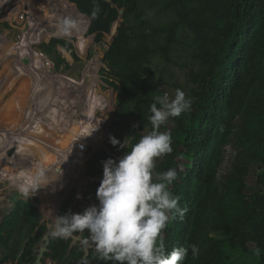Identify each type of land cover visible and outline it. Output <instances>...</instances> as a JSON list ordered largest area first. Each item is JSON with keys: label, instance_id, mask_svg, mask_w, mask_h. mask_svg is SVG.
I'll return each instance as SVG.
<instances>
[{"label": "trees", "instance_id": "obj_1", "mask_svg": "<svg viewBox=\"0 0 264 264\" xmlns=\"http://www.w3.org/2000/svg\"><path fill=\"white\" fill-rule=\"evenodd\" d=\"M48 1L61 17L81 21L72 34L81 53L88 27L89 35L108 44L118 23L102 57L104 82L117 96L115 118L108 128V149L92 155L85 174L102 177L103 161L118 160L153 130L149 109L157 96L184 91L191 108L161 125L160 131L172 133L173 150L154 162V173L177 170L169 190L181 197L178 206L187 209L182 219L177 213L163 230L165 252L187 247L183 264H264V0H96V16L93 0ZM74 1L83 14L76 12ZM9 28L8 21L0 22V31ZM32 31L19 38L33 45L46 33L37 26ZM58 44L73 50L71 41L56 37L41 47L60 71L69 63L58 53ZM97 83L85 107L89 116L99 108L91 103L102 107L107 101L97 93ZM83 119L81 133L89 127ZM110 135L122 143L126 138L127 147L113 146ZM68 153L69 164L77 158L72 149ZM99 185H86L85 202L76 206L74 188L59 214L80 213L98 204ZM20 194L10 196L13 204L0 223V264H35L43 236L53 227L41 217L40 198ZM79 233L93 245L86 262L80 242L56 237L43 262L49 258L53 264H113L100 258L87 230L74 234ZM193 244L199 247L196 258ZM256 248L261 249L259 257Z\"/></svg>", "mask_w": 264, "mask_h": 264}, {"label": "rangeland", "instance_id": "obj_2", "mask_svg": "<svg viewBox=\"0 0 264 264\" xmlns=\"http://www.w3.org/2000/svg\"><path fill=\"white\" fill-rule=\"evenodd\" d=\"M38 1L39 0H0V5H2L1 7L4 11V13H2V15L0 16V21H8L11 25V28L3 29L2 31H0V133L1 135H6V137L8 133H12L11 139L13 140V138H16L17 136H20L19 134H22V128H26L27 126H29V124L32 123L33 117L36 115V113L37 115L39 114L38 116H44L40 123H44L46 131L43 135L39 136L38 139L42 142L40 143L42 147L27 144H25V146L30 148L31 153H33L38 161H42L43 149H46L45 151L47 155L50 156L51 161L49 164H47L46 166L40 164L37 165V168H34L35 171H37L40 166L52 168L53 170L51 169L48 173H46V171L44 170L46 173V177H44V179H49V183H47L46 181L43 182L41 184L40 190L36 191V193L31 196L40 198L38 207L41 211L42 219H50V213L45 215L43 214V212L51 210L54 214L52 208L55 207L56 199L61 198L62 200H64L66 195L75 188L76 182L79 179L87 176L85 172L87 169V164L92 155L96 153L98 149L101 150L104 148V146H106L105 144L108 136L107 138L96 141V144L94 145L95 149L90 148L85 155V162L83 158L80 160L81 162H84L85 172L84 170L83 172H80L82 166H77L79 168H77V170H79L80 174L79 172H77L74 174L75 176L73 175L69 177L67 180L71 179L72 177L73 180L69 183V185L64 187L65 189L58 186V183L55 179L56 176L54 174L52 175V173L54 169H64L66 167V162L71 158V155L68 152L69 149H72L71 143L75 142L76 135L79 134V126H81L82 121L84 120L83 117L85 116V111L83 112L82 109L85 110L83 106L85 105L84 107H86L87 105V103H85V99H88V90L86 89L91 88V84L93 81L92 74L96 76L95 79L98 82L96 86L97 93L99 95L105 96L107 100L112 102V106L107 108L108 111H112L109 116V121H111L114 116L117 96L113 88L103 84L105 64L102 62V57L104 55L106 40L98 41L94 35H89L88 27L85 30L84 34L87 39V43L84 44L85 52L81 53L76 45L77 37H74L73 35H71L70 37H57L55 35L57 25L55 26V24H52L51 26H47L50 21V23H52L53 21L57 23L58 18L55 16L56 18L53 17V19H51L48 18V15H43V13L39 9ZM74 3L76 5V12L78 14H83L77 3L75 1ZM31 20L34 21L35 24H31ZM34 26L41 28L46 33L38 43L30 45L31 42H29L28 39H20L19 37L23 34L25 35L27 32H30L31 34L29 33L28 35L31 36L33 33V31L31 32V30ZM53 37L67 39L73 43V50H67L60 44L57 45L58 53H60L69 63L68 67L64 70L57 71L55 69L54 61L46 54V52H43V49L41 47L43 42L50 43ZM3 38L6 39L5 44H2L1 40ZM110 41L111 37L110 39H108V42ZM20 48L25 52V55H21V57L19 56L20 59H17L15 57L16 55L11 56V54H13L14 52L18 53V50ZM31 54L37 59L40 58V56H44L48 59L50 63L48 67L49 73H44L45 67H41L39 64H34V67V65L31 64L33 60L31 57H29ZM74 54L78 58H76ZM8 55L9 58H5L8 57ZM39 62H41L42 64L41 59ZM16 66L18 67L19 72L15 70ZM39 66L40 69H38ZM62 66L64 68L66 65L63 64ZM39 72L42 73L39 74ZM35 73H37V77H35ZM62 74H65L66 76L64 78L65 83L63 84L58 80L60 79L62 81L63 79L54 77L56 75ZM33 78L36 81L35 83ZM38 84H42V89H40V91L37 93L36 86ZM81 86H83V91L80 90ZM35 90L37 94L36 97L38 100H36L38 101V104H36V102L34 103V101L36 100L32 99V96L34 94H32V92H34ZM42 98H47L50 104L58 106V108L54 106L56 111H58L57 115L55 114V118H52L55 122L51 119H47L45 117L46 113H43L41 111L40 102ZM82 100L85 102H83ZM93 101L95 102L97 100L93 98ZM58 104H63V106L61 107L62 109L66 110L59 109L60 105ZM90 106L101 108L97 102L94 104L91 103ZM29 112H31V115L29 114ZM75 114L77 117L75 116ZM101 115H104V113L99 112L98 116L100 118H102ZM78 118H80V121ZM31 127L32 132L36 134L35 132L37 130V127H34L32 124ZM73 128L77 129V134L72 133L71 129ZM69 137L71 139H69ZM15 145L16 148L8 146L7 149H4L5 147H0V154L3 153L4 155L10 157V160L7 161L8 164H6V167L3 169L4 171H8V168L12 165H15L16 167V162L19 161V159L20 167L29 165L25 164L26 161L29 162L27 160L28 158L23 157L25 152H19L18 145ZM58 150L62 152H60L59 154L57 152ZM36 173L37 172L29 173L25 177L21 178L18 177L16 181H34ZM253 179L254 178L252 177L249 182L251 190H254L255 188V181ZM13 180L8 177L0 176V223L4 215L11 209V206L13 204L10 196L16 193L20 194L18 185L17 183H13ZM62 190H64L65 193H63ZM20 195L22 196V194ZM59 206L61 205H58V207ZM243 260L248 262L249 259ZM43 264H50V259H45Z\"/></svg>", "mask_w": 264, "mask_h": 264}, {"label": "clouds", "instance_id": "obj_3", "mask_svg": "<svg viewBox=\"0 0 264 264\" xmlns=\"http://www.w3.org/2000/svg\"><path fill=\"white\" fill-rule=\"evenodd\" d=\"M96 16L100 9L93 0ZM80 21L72 16L61 17L57 24V37H70L77 32ZM192 101L184 91L177 89L174 97L167 93L155 98L150 105L149 120L152 131L142 136L128 151L114 160L102 162L103 176L96 191L98 204L86 207L80 213L70 210L63 215L50 213L53 227L50 234L56 238H68L75 232L87 230L91 242L100 258L113 264H183L188 248L174 247L165 252L163 230L178 213L181 219L187 209L180 208V196L173 195L169 186L177 179V170L170 168L154 173L155 159L172 152V133L160 131L161 125L170 117H178L191 108ZM135 127V125H133ZM94 131V130H93ZM91 135V134H90ZM113 146L127 147L116 137H109ZM83 147V146H81ZM45 177L43 168L35 174L28 186L19 185L18 190L25 199L41 188ZM193 258L199 254L198 245H191ZM254 254L259 257L261 249Z\"/></svg>", "mask_w": 264, "mask_h": 264}, {"label": "bare ground", "instance_id": "obj_4", "mask_svg": "<svg viewBox=\"0 0 264 264\" xmlns=\"http://www.w3.org/2000/svg\"><path fill=\"white\" fill-rule=\"evenodd\" d=\"M38 5H39V9H40V11L43 13V15H48L49 17L48 18H51V19H53V17H57L58 19V21H59V19L61 18V16L57 13V11L54 9V8H52L51 6H50V2L48 1V0H39L38 1ZM40 16V15H39ZM55 17V18H56ZM48 20H50V19H48ZM45 21V20H44ZM58 21H57V23H55L54 21L52 22V23H48L47 24V26L48 25H52V24H55V26L58 24ZM31 22V24H35V22L34 21H30ZM37 24V23H36ZM41 27V26H40ZM2 44H5V42H6V39L5 38H3L2 40ZM13 44V43H12ZM20 53L18 54V53H16V54H18V55H16L15 57L17 58V59H20V57H21V55H25V52L20 48L19 50H18ZM18 51H16V52H18ZM35 52V51H34ZM20 56V57H19ZM32 56V55H31ZM35 57V56H34ZM40 57H42V56H40ZM33 59V58H32ZM35 59H37L36 57H35ZM42 59H43V61H42V64H41V62H39L40 61V58H38L37 60H34V63L36 64V65H40L41 67H49V61H48V59L46 58V57H42ZM18 65V64H17ZM40 66L38 67V69H40ZM16 69H18V67L16 66ZM45 70V69H44ZM46 71V70H45ZM17 72H19V70L17 71ZM42 72H39V74H41ZM45 73V72H44ZM40 76H42V75H40ZM92 76H93V81H92V84H91V88L90 89H86V90H88V92H87V95H88V99L86 98L85 100H86V102H87V100H89L90 99V97H91V93H92V90H93V88L95 87V84H96V82H97V80L95 79V75L94 74H92ZM30 77V76H29ZM54 77H59V78H61V79H63L62 81L60 80V79H58L62 84L63 83H65L64 82V78L66 77L65 76V74H62V75H56V76H54ZM34 79V78H33ZM37 80V79H36ZM34 83H35V81H34ZM42 85V84H41ZM40 84H38L36 87V90H37V93L40 91V89H42V86H41ZM61 85V84H60ZM90 87V86H89ZM66 88V87H65ZM36 90L34 91V92H32V94H33V96H32V99L33 100H36L37 99V97H36ZM33 91V90H32ZM66 92H67V90H66ZM48 93V92H47ZM65 93V92H64ZM86 93V92H85ZM45 95V94H44ZM86 95V96H87ZM64 98V97H63ZM43 100H44V102L45 101H47V98H42ZM65 99V98H64ZM38 100V99H37ZM36 100V101H37ZM55 100V99H54ZM36 101H34V103L36 102ZM39 102H40V100H39ZM37 103H38V101H37ZM48 101L46 102V104H42L41 102H40V108H41V111L43 112V113H46L45 114V117L46 118H55V114L57 115V113H58V111H56V109L54 108V106H52V107H50L51 109H49L48 108ZM61 106H63V104H61ZM59 107V109H62V107ZM56 107L58 108V106L56 105ZM35 110V109H34ZM49 110H51L52 111V114L53 115H49V117L48 116H46V115H48L47 113H48V111ZM62 110H64V109H62ZM36 111H37V109H36ZM39 111V110H38ZM35 112V111H34ZM41 113V112H40ZM29 114L31 115V112H29ZM39 115V114H38ZM37 115V113H36V115H35V117L36 118H34L33 117V119H36V127H37V130H36V134H34V132H32V127H31V124H29V126H28V130H26L25 132H23L24 131V128H22V130L23 131H21V133L22 134H19L20 136H17L16 138H15V143L18 145V151L19 152H25L24 153V155H23V157H26V158H28L27 160L29 161V162H25V164H29V165H27V166H22V167H20V165H19V163H20V159H19V161H17L16 163H17V166L15 167V165H12L11 167H9L8 169V171H4L3 169L6 167V164H8L7 163V161H9L10 160V157H8V156H6V155H4L3 153H1L0 154V176L1 177H8V178H10V179H17L18 177H25L27 174H29V173H34V172H37L39 169H41V166H40V168L37 170V171H35V169L34 168H37V165H44V166H46L47 164H49L50 163V161H51V159H50V156H48L47 155V153H46V149H43L42 150V154H43V157H42V161H38L37 160V158L33 155V153H31V151H30V148L29 147H26L25 146V144H27V145H35V146H39V147H42L41 146V144L40 143H42L41 141H39L38 139H39V136H41V135H43L44 133H45V131H46V128H45V126H43V123H40L41 121H42V119L44 118V116H38ZM78 115V114H77ZM75 116H76V114H75ZM77 117V116H76ZM85 117L88 119V123H89V127H91V126H93V119H94V117L91 115V116H89L88 114H87V111L85 110ZM72 120V119H71ZM70 122V121H69ZM79 122V121H78ZM38 123V124H37ZM74 129H76V128H73V129H71V131H73ZM39 130V131H38ZM6 131V130H5ZM31 132H32V134H34L36 137H33V136H31V135H29V134H31ZM5 133V132H4ZM16 133V132H15ZM17 134V133H16ZM1 138L3 139V137H2V135H1V133H0V141H1ZM0 144H1V142H0ZM39 149H42V148H39ZM58 152V151H57ZM62 152V151H61ZM31 159V161H30V159ZM34 159H35V161H34ZM66 163H68V161L66 162ZM3 166V167H2ZM63 169V168H62ZM53 170V169H52ZM60 173H62L63 175H67L68 177H71V176H73L75 173H73V172H71V170L70 169H64V170H62ZM46 177V176H45ZM43 181V180H42ZM41 184H42V182L40 183V187H41ZM52 208V207H51ZM53 209V211H54V208H52Z\"/></svg>", "mask_w": 264, "mask_h": 264}, {"label": "built area", "instance_id": "obj_5", "mask_svg": "<svg viewBox=\"0 0 264 264\" xmlns=\"http://www.w3.org/2000/svg\"><path fill=\"white\" fill-rule=\"evenodd\" d=\"M2 5H0V7H1ZM4 13V12H3ZM97 91V90H96ZM81 95V94H80ZM79 96V95H78ZM82 97V96H81ZM81 97H79V98H81ZM83 101V100H82ZM86 101V100H85ZM85 101H83V102H85ZM88 102V101H87ZM87 102H85V103H87ZM85 106V105H84ZM83 106V108H85ZM112 106V102L111 101H109V100H107L106 101V104L105 105H103L101 108H98V110L97 111H95V113H94V119H93V126H91V127H86V128H84V133H81V132H79V134L78 135H76V138H75V142H73V148H72V150L75 152V155H74V157L75 158H79V156H80V154H81V157L79 158V164H80V160H81V158L83 157H85V155L87 154V152L89 151V149L91 148V149H95V144H96V141H99V140H101V139H103V138H107V136H108V128H107V126L109 125V123H110V121H109V116H110V113H112V111H108L107 110V108L108 107H111ZM82 111L84 112L85 110L84 109H82ZM99 112H102V113H104V115H101L102 116V118H100L99 116H98V113ZM107 113V114H106ZM79 117H80V115H79ZM79 119V121H80V118H78ZM81 120H82V117H81ZM84 124H86V123H83L82 122V127H83V125ZM82 130V129H81ZM94 130V131H93ZM91 134V135H90ZM81 146H83V147H81ZM98 150H100V149H98ZM60 152L61 151H59L58 150V153L60 154ZM77 159H74V161L78 164V162L76 161ZM41 168H43L45 171H46V173H48L52 168H49V167H41ZM79 169V168H78ZM62 170H64V169H60V170H57V169H54V171H53V173H52V175L54 174L55 176H56V181H57V174L58 173H60ZM83 170H84V172H85V168H84V165L82 166V168L80 169V172H83ZM78 172H79V170H78ZM80 172H79V174H80ZM46 173H45V175H46ZM75 176V175H74ZM73 180V177L71 178V179H69L68 180V182L65 184V185H63V186H60V184L58 183V181H57V183H58V186L59 187H62V188H64V187H66L67 185H69V183L71 182ZM47 183H49V179H47V180H45ZM44 181V182H45ZM43 183V182H42ZM65 189V188H64ZM62 192L63 193H65L64 192V190H62ZM70 193V192H69ZM68 196V194L66 195V197ZM65 197V198H66ZM0 256H1V253H0Z\"/></svg>", "mask_w": 264, "mask_h": 264}, {"label": "water", "instance_id": "obj_6", "mask_svg": "<svg viewBox=\"0 0 264 264\" xmlns=\"http://www.w3.org/2000/svg\"><path fill=\"white\" fill-rule=\"evenodd\" d=\"M3 8L0 7V16L2 15L3 13ZM117 28H118V23H115L114 26H113V30L111 32V41L106 44V47L108 48L111 43H112V40L114 39V36L116 35L117 33ZM104 85L107 86L106 83L103 82ZM114 116L112 118V120L110 121L109 125L107 126V128L110 127L112 121L114 120ZM103 149H107L106 146H104ZM102 180V177H97V176H85L84 178H81L79 179L77 182H76V185H75V188H76V198L74 200V205L76 206L77 202L78 201H81V202H85L83 196V188L88 185L89 183H93V182H98L100 181L101 182ZM69 194V193H68ZM62 199H56V204H55V207H54V215H60L59 214V209H60V206L58 207V205H61L62 203ZM49 221V224L50 225H53V222L51 221V219L48 220ZM51 238H53V236L50 234V230L47 231L45 233V235L43 236V239L40 243V248H39V253H38V256H37V260L35 262V264H43V258H44V255H45V252L48 251V245L50 243V240ZM68 238H71L73 239V242L72 244L76 243V242H80V244L84 247V250H85V254H84V257H83V260L84 262H86V258L88 257L89 253H90V249L93 247V245L91 243H88L85 241V239L82 237V234L79 233L78 235H75L74 233L68 237ZM50 264H53V261L50 260Z\"/></svg>", "mask_w": 264, "mask_h": 264}, {"label": "crops", "instance_id": "obj_7", "mask_svg": "<svg viewBox=\"0 0 264 264\" xmlns=\"http://www.w3.org/2000/svg\"><path fill=\"white\" fill-rule=\"evenodd\" d=\"M0 22H1V21H0ZM13 43H15V42H13ZM19 53H20V52H18V54H19ZM18 54H16V53L14 52L13 54H11V56L18 55ZM31 55H32V54H31ZM31 55H30L29 57H31V58H33V59L35 60V57H34V56H31ZM5 58H9V55H8V57H5ZM40 59H41V61H43L42 57H40ZM31 64H33V65L35 64V63L33 62V60H32V63H31ZM34 67H35V65H34ZM44 69L46 70V71H44L45 73H49V71H48V67H47V66H46ZM15 70L18 71V69H16V68H15ZM35 74H36L35 77H37V73H35ZM34 81H35V79H34ZM35 82H36V81H35ZM82 88H83V86L80 87V90H81V91H83ZM81 91H80V92H81ZM49 97H50V96H49ZM47 101H48V100H47ZM47 101L44 102V100L41 99V103H42V104H43V103L46 104ZM36 104H38L37 101H36ZM44 104H43V105H44ZM58 105H60V104H58ZM52 106H56V105H53V104L48 103V108H49V109H51L50 107H52ZM60 106H61V105H60ZM47 111H48V110H47ZM47 114H48V117H49V115H53L51 110H49ZM34 117H35V116H34ZM35 118H36V117H35ZM47 119H51V120L54 121V119H52V118H50V117L47 118ZM36 122H37L36 119H33V120H32V125H33L34 127L36 126ZM54 122H55V121H54ZM43 126H44V123H43ZM26 130H28V126H27L26 128H24V131H23V132H25ZM29 135H31V136H33V137H36V136H35L34 134H32V133L29 134ZM2 136H3V139L0 141V142H1L0 147L3 146V147H5L4 149H7L8 146H9V147L11 146V147L16 148V145H15L16 143H15V141H14L15 138H13V140L11 139V137H12V133H8L7 137H6V135H3V134H2ZM14 143H15V144H14ZM1 150H3V149H1ZM75 198H76V197H75ZM4 216H5V215H4Z\"/></svg>", "mask_w": 264, "mask_h": 264}, {"label": "flooded vegetation", "instance_id": "obj_8", "mask_svg": "<svg viewBox=\"0 0 264 264\" xmlns=\"http://www.w3.org/2000/svg\"><path fill=\"white\" fill-rule=\"evenodd\" d=\"M78 162V161H77ZM84 165V162H82V163H80L79 164V162H78V164L75 162V161H70V163L68 164V163H66V167L64 168V169H70L71 170V172H73V173H77L78 172V170H77V168L79 167V166H83ZM78 166V167H77ZM69 177L67 176V175H63L62 173H58L57 174V181H58V183L60 184V186H63V185H65L66 184V182L68 181L67 179H68ZM46 179H44L42 182H44ZM13 183H17V185L19 186V185H24V186H28V184L30 183V184H32L33 183V180H29V182L28 181H26V182H17L16 181V179H14L13 181H12ZM40 190V188L39 189H37V191H39ZM49 220V219H48Z\"/></svg>", "mask_w": 264, "mask_h": 264}]
</instances>
